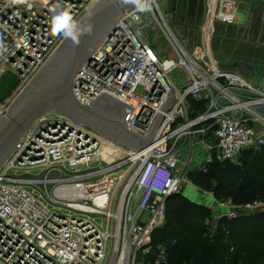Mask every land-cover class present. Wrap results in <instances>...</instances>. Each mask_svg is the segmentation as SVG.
<instances>
[{"label": "built area", "instance_id": "obj_1", "mask_svg": "<svg viewBox=\"0 0 264 264\" xmlns=\"http://www.w3.org/2000/svg\"><path fill=\"white\" fill-rule=\"evenodd\" d=\"M98 1L63 0L77 23ZM32 3L29 9L0 0V79H17L0 100V117L65 38L52 32L57 0ZM149 3V11L123 12L76 73L72 93L82 105L105 93L132 107L126 128L141 137L169 90L170 108L136 153L65 116L38 119L0 166V264H134L151 254L166 200L189 185L190 167L205 173L214 161L264 152V81L254 84L209 55L215 26L236 20L234 1L206 0L197 29L201 55L186 50L167 25L169 13ZM151 26L161 30L176 62L152 48L145 37ZM103 147L114 148L115 158L102 155ZM216 206L212 230L221 218L264 212L262 201Z\"/></svg>", "mask_w": 264, "mask_h": 264}, {"label": "water", "instance_id": "obj_2", "mask_svg": "<svg viewBox=\"0 0 264 264\" xmlns=\"http://www.w3.org/2000/svg\"><path fill=\"white\" fill-rule=\"evenodd\" d=\"M200 0H173L182 6V19L189 28L198 29L199 12L196 16L193 5ZM190 6H192L190 8ZM135 7L124 0H99L78 23L92 25L90 34L80 37L76 44L69 38L59 44L22 92L7 109V116L0 117V166L5 161L20 137L46 114H59L82 123L89 129L112 140L135 153L148 146L162 118V111L171 106L174 99L170 93L160 108L146 136L126 128L125 123L132 107L102 93L87 105L80 104L73 96L72 84L82 64L109 35L123 12ZM196 25L192 26L193 23ZM252 73L255 74L254 70ZM17 84L12 75L0 79V100L4 99ZM107 129H106V128ZM155 264H167L159 256Z\"/></svg>", "mask_w": 264, "mask_h": 264}, {"label": "trees", "instance_id": "obj_3", "mask_svg": "<svg viewBox=\"0 0 264 264\" xmlns=\"http://www.w3.org/2000/svg\"><path fill=\"white\" fill-rule=\"evenodd\" d=\"M240 160L242 168L214 161L205 173L194 170L192 189L209 190L208 177L213 176L212 193L217 200L239 195L244 201L264 202V152L245 151ZM182 191L166 200L164 226L152 236V251L146 257L149 264L155 263L160 251L167 264H264V212L221 218L212 230L213 226L205 224L210 211ZM182 204L185 210L179 214Z\"/></svg>", "mask_w": 264, "mask_h": 264}, {"label": "rangeland", "instance_id": "obj_4", "mask_svg": "<svg viewBox=\"0 0 264 264\" xmlns=\"http://www.w3.org/2000/svg\"><path fill=\"white\" fill-rule=\"evenodd\" d=\"M156 1L164 14L169 13L166 15V22L174 36L184 43L186 50L201 55L204 51L202 48H198L199 41L196 40L197 29L190 27L187 30L185 28L187 21L185 22L182 19V6L178 7V2L174 3L173 0ZM236 2H234L236 10L235 22L232 24H217L215 26L214 32L210 36L209 55L218 65L233 67L244 78L254 84H260L264 81V0H236ZM193 6L196 16L199 14L198 21L201 24L206 13V0L197 1ZM194 25H196V21L192 24V26ZM145 37L161 59H173L176 62V57L160 29L154 26L147 28ZM196 48L198 49L196 50ZM170 61L172 62V60ZM170 61L168 63H171ZM252 70H254L255 74L252 73ZM178 75L177 71L172 74L173 78ZM241 154L234 162H230V165L242 168ZM181 158L184 160V156ZM194 170L193 167L189 168V173L187 174L189 185L182 187V193L188 199L203 205L210 211L209 216L205 219V224L212 225L215 221L213 214L221 212V209L216 206L218 202L229 200L236 205H242L240 203L246 204L254 201L252 199L244 201L243 197L239 195L237 196L240 198L228 195L223 198L224 201L217 200L212 193V188L215 185L213 176L208 177L209 190H193L192 188L195 187L192 182ZM184 210V204H182L179 214L183 213ZM95 222L101 225L104 223L103 220L98 218H96ZM163 226L164 223L159 229L163 228ZM159 253L161 254V251ZM134 264H149V262L146 261V257H143L135 259Z\"/></svg>", "mask_w": 264, "mask_h": 264}, {"label": "clouds", "instance_id": "obj_5", "mask_svg": "<svg viewBox=\"0 0 264 264\" xmlns=\"http://www.w3.org/2000/svg\"><path fill=\"white\" fill-rule=\"evenodd\" d=\"M8 5H20L24 4L30 9L33 6L32 0H6ZM125 3H130L135 6L137 11L144 12L150 10L149 0H124ZM151 3H155V0H151ZM54 15L52 18V32L55 35H63L65 38L71 39L74 43H80V37L85 34H90L92 31V25L81 26L78 24L72 14L71 5L65 4L63 0H57V3L53 6ZM139 19V17H135ZM4 45L0 43V51H2Z\"/></svg>", "mask_w": 264, "mask_h": 264}, {"label": "bare ground", "instance_id": "obj_6", "mask_svg": "<svg viewBox=\"0 0 264 264\" xmlns=\"http://www.w3.org/2000/svg\"><path fill=\"white\" fill-rule=\"evenodd\" d=\"M170 63H167V65H169ZM113 151H115V149L114 148H110V147H103L102 148V150H101V153H102V155L105 153V154H112V158L111 159H113V158H115V156H116V154L113 152Z\"/></svg>", "mask_w": 264, "mask_h": 264}, {"label": "crops", "instance_id": "obj_7", "mask_svg": "<svg viewBox=\"0 0 264 264\" xmlns=\"http://www.w3.org/2000/svg\"><path fill=\"white\" fill-rule=\"evenodd\" d=\"M234 2H236V0H233ZM237 3V2H236ZM184 188V187H183ZM190 190V189H189Z\"/></svg>", "mask_w": 264, "mask_h": 264}, {"label": "flooded vegetation", "instance_id": "obj_8", "mask_svg": "<svg viewBox=\"0 0 264 264\" xmlns=\"http://www.w3.org/2000/svg\"><path fill=\"white\" fill-rule=\"evenodd\" d=\"M106 128V127H105ZM107 129V128H106Z\"/></svg>", "mask_w": 264, "mask_h": 264}]
</instances>
